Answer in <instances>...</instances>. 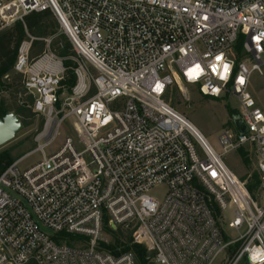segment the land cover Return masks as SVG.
Masks as SVG:
<instances>
[{
    "label": "built area",
    "instance_id": "2783aa9c",
    "mask_svg": "<svg viewBox=\"0 0 264 264\" xmlns=\"http://www.w3.org/2000/svg\"><path fill=\"white\" fill-rule=\"evenodd\" d=\"M44 10L75 82L62 84L53 37L27 34L12 72L42 125L0 173V264H134L100 249L109 231L153 264H264V111L249 90L263 74L264 0H0V29ZM33 41L44 47L32 57ZM188 87L236 101L246 132H225L222 153L167 101ZM246 145L257 197L222 158Z\"/></svg>",
    "mask_w": 264,
    "mask_h": 264
},
{
    "label": "rangeland",
    "instance_id": "374dc122",
    "mask_svg": "<svg viewBox=\"0 0 264 264\" xmlns=\"http://www.w3.org/2000/svg\"><path fill=\"white\" fill-rule=\"evenodd\" d=\"M7 28L8 27L0 29V31ZM38 43V47L35 46L33 48L35 53L42 50V42L39 41ZM31 56H33V54H31ZM12 76L13 75L9 77L8 81L14 85V87L8 88L7 91L0 90V97H4L10 108L14 109L18 104V99L25 101L27 100L28 95L21 87V84H18L17 80L13 79ZM249 90L251 91L253 97L257 100L258 106H260L264 111V66L262 75L255 71L251 73ZM187 94V99H185L180 91L175 89L170 92L167 101L173 108L182 113L196 126L207 142L216 151H218V153H222L223 150L220 147L218 140L225 132L233 131L234 129L231 121V115L232 110L237 108L236 101L231 97H224L222 99L204 97L198 94L192 87H188ZM27 109V111H29L26 113L28 116L26 119L27 124L25 126L23 125V128L12 140L0 147V155L7 152L16 160L34 147V137L39 131L38 127L42 118L32 111L31 106L30 109ZM18 116L20 117V115ZM20 119L22 121L21 117ZM63 134L64 132L61 131V135ZM37 157H39V154L35 153L26 158L21 165L29 164ZM222 158L231 172H233L241 180L247 179L249 182V179L253 178V173H255V160L253 151L249 148V146L246 145L244 147L234 148L225 153ZM250 183L253 184L252 181ZM251 194L254 197L258 196L256 186H253V192ZM228 231L230 230H227V232ZM115 235L116 234L105 235L104 238L107 243H109L114 239Z\"/></svg>",
    "mask_w": 264,
    "mask_h": 264
},
{
    "label": "trees",
    "instance_id": "16d2710c",
    "mask_svg": "<svg viewBox=\"0 0 264 264\" xmlns=\"http://www.w3.org/2000/svg\"><path fill=\"white\" fill-rule=\"evenodd\" d=\"M27 34L34 37H53L51 49L56 53L57 56L63 58V65L66 68L62 84H64L66 88L70 89V87H72L75 82V75L70 69V67L74 66V63L70 58L74 53L67 38L63 33L60 32L59 25L52 12L50 10H44L39 12H31L23 17V21H16L7 29L0 31V90L7 91L8 88L14 87V85L8 81L11 75H13L12 78L17 80L18 84H20V75L12 72V66L16 57L17 48L20 43L26 39ZM38 42L39 41H33L32 43L30 54H33V56L38 55L43 50L44 46L42 42V50H39L38 48L39 51L37 53L34 52L33 48L39 45ZM237 47L239 48V44ZM6 75L7 78L4 77ZM173 90L175 89H172V91ZM168 98L169 96H167V100ZM17 103V106L12 109L6 103L4 97H0V117H3L6 113L14 110L16 114L20 115L23 125L25 126L27 124L26 119L28 117L26 113L29 112L27 111V108L30 109L32 98L28 95L27 100L22 101L21 99H18ZM232 114H235V110H232ZM41 125L42 120L39 123L38 129H40ZM14 160L15 158L10 156L7 152L1 154L0 173ZM252 179H249V182L246 185L247 189L251 193L253 192V186L257 185L256 173H253ZM251 181L253 184L250 183ZM109 232L111 234H116L114 239L109 243H104L101 241L100 249L102 248L103 250L114 255H119L123 252H132L135 256L134 264H153L145 259L146 252L143 246L132 244L130 242L129 234L122 236L120 233H113L111 231ZM78 239L79 237L70 235L66 242L68 244H75Z\"/></svg>",
    "mask_w": 264,
    "mask_h": 264
},
{
    "label": "water",
    "instance_id": "95a60500",
    "mask_svg": "<svg viewBox=\"0 0 264 264\" xmlns=\"http://www.w3.org/2000/svg\"><path fill=\"white\" fill-rule=\"evenodd\" d=\"M231 121L239 134L246 132V127L239 115L232 114ZM22 128L23 123L14 111L0 117V147L12 140Z\"/></svg>",
    "mask_w": 264,
    "mask_h": 264
},
{
    "label": "snow or ice",
    "instance_id": "6c2138e0",
    "mask_svg": "<svg viewBox=\"0 0 264 264\" xmlns=\"http://www.w3.org/2000/svg\"><path fill=\"white\" fill-rule=\"evenodd\" d=\"M159 87V86H158Z\"/></svg>",
    "mask_w": 264,
    "mask_h": 264
}]
</instances>
